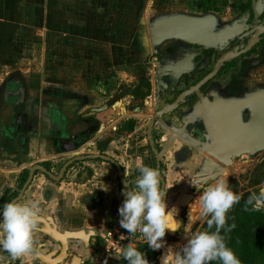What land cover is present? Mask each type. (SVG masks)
I'll return each mask as SVG.
<instances>
[{"label":"rangeland","instance_id":"obj_1","mask_svg":"<svg viewBox=\"0 0 264 264\" xmlns=\"http://www.w3.org/2000/svg\"><path fill=\"white\" fill-rule=\"evenodd\" d=\"M239 2L241 0H2L0 120H5L7 115H10L9 105L3 101V94L7 81L13 75L20 81L19 89L24 92L20 100L14 104L13 111L15 115L20 116L29 130L32 128L33 112L40 108L43 100H61L68 96L69 99L75 100L73 106H77V110L74 108L75 116L81 111L88 113L89 107L86 105H97L125 86H130L131 89L139 80L152 76L156 56L148 41L149 22L181 13L233 15L237 13L236 3ZM77 98H82L84 104ZM144 106L148 108L142 109L145 115H137L139 110L129 111L119 106L108 108L99 114L98 122L104 124L101 127L106 128L104 132H111L112 127L115 130L118 126L116 133L111 132L113 136L107 139L108 141L114 139L117 146H124V143H129L131 139L135 144H145L146 154L151 156L153 155L149 144L151 140L153 150L156 151L154 153L161 156L158 164H155L157 167L154 166L161 173L162 186L167 191L168 207H173L175 220L179 222L180 228L176 231H166L163 238L166 244L161 249L154 250L155 259L145 253L150 264H160V258L169 245L175 250L185 243L186 238L193 232L207 228L206 222L199 217L198 197L207 184L214 183L217 178H227L229 187L235 193L242 194L241 201L227 213L228 224L234 222L238 225L246 218L247 211L241 205L245 206V200L252 192L264 189V149L251 154L233 156L232 164L224 166L207 152L188 144L181 135L154 128L151 132L152 137L149 138L145 130L149 122V108L152 105ZM126 107L132 109L129 105ZM131 129H135V135L138 136L132 138L126 136L125 132ZM192 132L195 134L192 138L197 140L201 138V136L196 138L200 135V127ZM36 133H39L38 129L34 130V135ZM55 136H59V133L56 132ZM38 140L39 136L35 135V138L26 142L20 138L8 142L0 132V152L14 154L10 151L11 147L22 145L24 155L20 156V159L25 161L23 163H32L41 158H38V153L34 151L35 147L29 148L26 144L35 141L34 145L37 147ZM75 140L78 139L74 137L73 141ZM170 140H173L171 145ZM91 146L93 147L92 144ZM56 149H59V145H50L46 148L48 152H54ZM27 150H33L30 157L25 156ZM144 151L141 147L139 153L142 154ZM140 160L143 162L142 165L147 166L149 159ZM23 163L15 166L19 167ZM74 166L81 168L83 164L78 162ZM132 172L128 176L131 183L133 180L135 182V177L138 176V172ZM116 180L119 192L112 191L111 188L110 196L117 206L123 202L124 188L121 179ZM62 181L69 186L72 180L63 178ZM185 195L189 196L186 201L183 199ZM236 208H240L237 213ZM118 209V206L113 208L107 221L92 228L100 235L98 239L93 240L88 250L80 251L86 258L85 264H126L119 254L120 249L126 248L129 243L135 244L138 248L148 246L139 233L135 239H130L126 235L127 230H124V236L117 232L123 231L118 222L120 219ZM250 211L252 216H264V208L260 211L251 209ZM112 216L115 218L113 225ZM111 228H115V235L112 238L107 235ZM240 235H236L230 248L241 264H264V238L260 239V236H256L257 239L255 236L247 238L242 232ZM22 261H25L24 264L32 262L28 255ZM5 262L7 264L0 255V264Z\"/></svg>","mask_w":264,"mask_h":264},{"label":"flooded vegetation","instance_id":"obj_2","mask_svg":"<svg viewBox=\"0 0 264 264\" xmlns=\"http://www.w3.org/2000/svg\"><path fill=\"white\" fill-rule=\"evenodd\" d=\"M236 4L237 13L233 15L225 14V16H221L212 13L216 18L214 32L221 31L226 27H233L230 35L222 41H217L214 46H204L175 38L164 40L156 45V50L153 51L156 62L154 63L152 76L149 79L139 80L131 89L130 86H125L120 91L109 95L104 101L95 105L92 110L88 109L89 114L81 111L74 117L71 114L70 106L64 107L68 100H72L68 96V99L64 97L61 100H43L40 108H36L33 112L34 115L31 118L32 128L28 131L23 120L20 116L15 115L13 111L14 104L20 100L24 92L19 89L21 84L18 78L15 75L11 76L7 81L3 94V101L6 105H9L10 115H7V119L0 120L2 136L8 142H14L19 138L24 140L26 135H33L32 130L37 128L43 134L56 130L61 135L65 132L67 124L76 121L82 131L78 132L76 136L78 140H75V145H81L86 141L85 139V141L82 140L83 137L87 136L85 131L96 132L102 126L98 122V119H100L99 114L108 108L119 106L129 111L139 110L136 113L137 115H145L142 109L147 108L144 105L149 104L152 107L149 108V122L146 130H150V135H152L151 132L154 128L171 132L168 127L174 125L179 128L186 138L187 136H194L195 134L192 131L200 127V135L196 138L201 136L199 140L205 142V129L202 120L194 111V106L197 103L212 101L214 96H217L221 103L227 104L228 99L241 98L247 92L264 88V0H241ZM226 56H228V59H224L220 67L213 73L218 62ZM146 82L150 84V91L144 95ZM195 88L198 89L199 93ZM190 91L192 92L189 93ZM146 98H149V100H146ZM107 102H110L109 106L101 109ZM173 104L176 106L172 109ZM127 105L132 109L127 108ZM16 108L19 110L18 106ZM163 109L170 111L163 113L160 120L158 116L154 115ZM241 112L243 120H248L249 108L246 106ZM85 128L87 129L84 131ZM185 138L186 141L187 138ZM186 142L190 144L188 141ZM108 143L109 141L104 139L101 145L104 148ZM84 160V158H77L74 155L65 159L56 167L53 165L52 158L45 159L42 163L43 174L48 177L47 174L50 170L55 168L57 172L55 178L59 181H62L63 178L72 180V173L80 168V166H74V164L82 163ZM110 168H117L119 176L122 173L121 167L113 161H110ZM37 170L34 169L33 173ZM92 176V173H88L87 178L91 179ZM101 178L106 182V177L102 176ZM107 178H110V175ZM74 183L76 184V182ZM121 185L124 189L127 188L122 182ZM130 185L133 187V184L129 183V188ZM47 216L52 217L47 212H40V217L45 222L39 221V229L35 233L41 236L43 241L37 242L35 251L29 253L31 264H46L44 257L41 258L44 254L41 255L40 253V250L46 247H50L47 253L53 252L50 258L49 255L47 256L50 260L60 257L62 251L66 253L62 259L56 260L55 264L65 263L69 258V261H71L69 264H85L86 258L82 256L80 251L84 250L85 252L88 250L93 240L98 239L100 233L96 229L84 228L86 233L89 229L94 230L95 233H90L89 236L84 237L85 239L66 238L67 242L64 248L61 242L54 243L48 235L40 232L42 227H46V222L51 224L50 227H53V223L49 222ZM55 229L62 234L64 230H70ZM19 263L20 259H16L14 264Z\"/></svg>","mask_w":264,"mask_h":264},{"label":"crops","instance_id":"obj_3","mask_svg":"<svg viewBox=\"0 0 264 264\" xmlns=\"http://www.w3.org/2000/svg\"><path fill=\"white\" fill-rule=\"evenodd\" d=\"M1 2L2 0H0V3ZM2 17L3 13L1 7L0 20ZM73 97L75 98V96ZM77 99L81 104H84V102L81 100L82 98ZM74 102L75 100L73 99L68 100L64 107L70 106L71 114L76 117L74 114L76 107H73ZM86 106L89 107L88 109L92 110L95 105L88 104ZM115 111L118 112V110ZM121 113L123 114L124 112L121 111ZM101 127L98 128L96 132H87L85 131L87 128H85L84 131L85 134L87 133V136L83 137L82 140L85 139L86 141L84 140L85 143L81 145H75L76 141H73L78 132L82 131V128H79L76 121H71L69 125L67 124L64 130L65 132L59 136H55L56 130H51L47 134H43L37 128L39 132L35 134L39 136V140L36 143L37 147L34 145L35 141L26 144V146L28 145L29 148L35 147L34 151L36 154L38 153V158H41L32 163H23L25 161L20 159V156L24 155L22 145H15L11 147L10 151H12L14 154H5L1 151L0 205H3L9 201H17L21 203L38 201L41 207L40 212H47V214L51 215L53 217V222L55 223V228L60 229L64 228L78 230L84 228H93L94 226H98L102 222L106 221V218H109V212L113 208L121 206V203L116 206L114 199L110 196L112 194L110 191L111 188L112 191H118L116 188V179H126V181L131 183L132 181L128 180V176L130 173H133L132 171L137 172V167L143 163L140 158L149 159V162L147 161V166L155 168V166L157 167L155 164H158L159 158H161V156L157 153H154L156 151L153 150V143L150 140V149L153 151V155L151 156L146 154L147 150L145 144H135L131 139L129 143H124V146H117L114 143V139H111L109 140V143L103 148L101 142L104 139H108L111 135L113 136L112 133H116L118 126L115 128V130L112 127V133L110 131L104 132L106 128L104 126L103 128ZM28 128L29 127H26V130L30 131ZM34 130H32V133ZM125 133L127 134L126 136L131 138L133 136H138L135 135V129L128 130ZM145 133L148 134L149 138L151 137L149 134L150 130H145ZM35 135L34 133L33 135H26L24 137V141L26 142L28 139L30 140L31 138H35ZM173 140H170V145L173 143ZM50 145H59V149H56V151L54 150V152H48L46 148H49ZM87 146L92 148H86ZM141 147L142 150H145V154L143 152L142 154L139 153ZM176 149L177 148H175V150ZM32 151L33 150H27V152H25V156L30 157L33 153ZM74 155H76L77 158H84L85 160L81 163L83 166L72 173V181L69 183V186H66L63 181H59L57 178H55L57 173L55 168L50 170V172L47 174L48 177L43 174L44 169L42 163L45 159L52 158L53 165L59 166V164L65 159L71 158ZM110 161L115 162L117 166L121 167L122 173L120 176L117 168H110ZM21 163H23V165H20L19 167L15 166V164ZM144 165L146 166V164ZM34 169L38 170L33 173ZM88 173L93 174L91 179L87 178ZM108 175H110V178H107ZM102 176L106 177V182L102 180ZM74 178L76 179L73 180ZM137 178L138 176L135 177V179ZM74 182H76V184ZM128 182L127 184H129ZM132 184H134V180ZM34 239L36 243L43 241L42 237L36 233H34ZM49 248L50 247H46L40 250L41 255L44 254L41 256V258L44 257V260L48 258V255L50 258L51 254L53 253H47ZM0 255L7 261V264H14L16 259H20L19 264H24L25 261L22 260L26 259L27 255L31 258L29 253H25L24 255L26 256L22 255L20 257L14 258L2 248H0ZM28 263L31 264L30 261ZM3 264H6V262Z\"/></svg>","mask_w":264,"mask_h":264},{"label":"clouds","instance_id":"obj_4","mask_svg":"<svg viewBox=\"0 0 264 264\" xmlns=\"http://www.w3.org/2000/svg\"><path fill=\"white\" fill-rule=\"evenodd\" d=\"M137 172L135 187L130 185L122 191L124 199L118 209L119 224L130 237L139 233L150 249L158 250L166 244L163 239L166 231H176L180 224L175 220L173 207H168L167 191L162 186L159 169L141 164ZM241 199L242 194L229 187L227 178H217L214 183H208L198 197L199 217L206 222L207 228L193 232L175 250L169 245L160 258V264H209L216 261L219 264H241L221 234L222 230L227 233L236 227L234 222L228 224L227 213ZM249 207L252 211L264 208V189L248 195L245 211ZM40 211L38 201H9L0 205V248L14 258L33 253ZM119 254L126 264H150L144 251L133 243L120 249Z\"/></svg>","mask_w":264,"mask_h":264},{"label":"water","instance_id":"obj_5","mask_svg":"<svg viewBox=\"0 0 264 264\" xmlns=\"http://www.w3.org/2000/svg\"><path fill=\"white\" fill-rule=\"evenodd\" d=\"M215 23L216 18L212 13L202 15L181 13L163 16L148 23V41L154 52L156 45L171 38L204 46H214L217 41H222L233 30V27H226L221 31L214 32ZM226 58L228 59V56L218 62L213 73L216 72ZM195 89L199 93L198 89ZM109 104L110 102H107L101 109L108 107ZM175 104L171 106L172 109L176 106ZM246 106L250 110V115L248 120L244 121L241 111ZM167 111L170 110L163 109L154 116H158L161 120L162 114ZM194 111L202 120L206 141L202 142L190 136L186 137V141L207 152L224 166L232 164L233 156L251 154L257 150L264 149V88L247 92L241 98L228 99L227 104L221 103L220 99L214 96V100L212 101L197 103L194 106ZM168 128L171 132L185 138L178 127L171 125ZM121 182L129 188L124 179H121ZM47 217L53 223V228H55L52 217ZM43 220L40 217V221L45 222ZM46 227H42L40 232L48 235L54 243L61 242L64 248L66 247V238H84L89 236L90 233H95L92 229H89L87 233L84 229H78L64 230L62 234L56 230L49 232ZM65 254L62 251L59 255L60 257L52 260L45 259L44 262L46 264H55L56 260L62 259ZM69 260L70 258L61 264H69L71 262Z\"/></svg>","mask_w":264,"mask_h":264},{"label":"trees","instance_id":"obj_6","mask_svg":"<svg viewBox=\"0 0 264 264\" xmlns=\"http://www.w3.org/2000/svg\"><path fill=\"white\" fill-rule=\"evenodd\" d=\"M149 91H150V84L149 82H146V91L144 92V95L148 94ZM241 207L243 209L245 208V206L242 205ZM239 209L240 208H236L235 213H237ZM250 212L251 211L249 209L247 213H245L246 218L243 221H241L240 224L236 225V227L231 232L225 233L223 230L221 231V234L224 235L225 237V241L228 247L234 244L236 235H240L241 232L243 233V235H246L247 238L254 236L256 239H257L256 236H260V239L264 238V216L263 215L252 216L250 215ZM138 249L144 251V253L150 254L152 258L155 259L156 252L150 249L148 246H140Z\"/></svg>","mask_w":264,"mask_h":264},{"label":"built area","instance_id":"obj_7","mask_svg":"<svg viewBox=\"0 0 264 264\" xmlns=\"http://www.w3.org/2000/svg\"><path fill=\"white\" fill-rule=\"evenodd\" d=\"M114 215V214H113ZM115 222V218L113 217L112 218V224L111 225H113V223ZM118 222H119V219H118ZM124 230H126V229H123V231H117V232H121V234L123 235L124 234ZM107 235H108V237H110V238H112L113 237V235H115V228H111V231L109 230L108 232H107ZM130 239H135L136 238V236H134V237H130L128 234H126ZM124 236V235H123ZM138 240H140V239H138ZM106 241L107 242H109V239L108 238H106ZM108 248H109V246H108Z\"/></svg>","mask_w":264,"mask_h":264},{"label":"bare ground","instance_id":"obj_8","mask_svg":"<svg viewBox=\"0 0 264 264\" xmlns=\"http://www.w3.org/2000/svg\"><path fill=\"white\" fill-rule=\"evenodd\" d=\"M188 198H189V196L188 195H185L184 197H183V199L186 201V200H188ZM50 222V221H49ZM51 223V222H50ZM45 226H47L46 228L49 230V232H54V228L53 227H50L51 225L50 224H48V222H46V224H45ZM53 226V225H52ZM48 259V258H47Z\"/></svg>","mask_w":264,"mask_h":264}]
</instances>
